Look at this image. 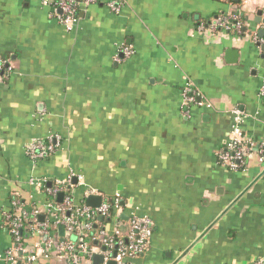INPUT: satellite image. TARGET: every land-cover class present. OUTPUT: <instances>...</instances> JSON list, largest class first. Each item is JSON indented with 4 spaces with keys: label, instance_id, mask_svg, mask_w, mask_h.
Masks as SVG:
<instances>
[{
    "label": "crops",
    "instance_id": "1",
    "mask_svg": "<svg viewBox=\"0 0 264 264\" xmlns=\"http://www.w3.org/2000/svg\"><path fill=\"white\" fill-rule=\"evenodd\" d=\"M77 1L69 30L55 0H0V264L11 211L42 220L67 195L90 208L119 197L109 233L116 215L151 220L130 264H172L186 249L176 264H264V174L209 228L264 170V0ZM234 110L254 147L237 169L219 159ZM50 137V155L28 154ZM68 218L50 237L31 230L18 263L73 264L58 255L65 237L83 241Z\"/></svg>",
    "mask_w": 264,
    "mask_h": 264
},
{
    "label": "built area",
    "instance_id": "2",
    "mask_svg": "<svg viewBox=\"0 0 264 264\" xmlns=\"http://www.w3.org/2000/svg\"><path fill=\"white\" fill-rule=\"evenodd\" d=\"M85 4L89 3L91 0H82ZM245 2L246 0H242ZM56 8L60 11L59 22L63 24L67 29H72L74 25L77 23V16L74 14V0H57ZM260 42L264 44V36L260 39ZM125 55L128 56L130 52L128 50L124 51ZM4 64L3 61L0 60V77L3 70ZM234 113V126L229 134V140L226 143L224 149L219 154V159L223 165L226 167L237 169L243 165L245 161V157L252 151L253 144L248 143L243 131L239 127V123L241 121V113L237 110L233 111ZM57 143L50 137L48 141H44L42 139L34 141L30 143L28 146V154L31 157H46L50 155L56 148ZM259 151V160L263 161L264 159V143L258 146ZM71 185V183H67ZM66 185V184H65ZM120 198L115 197L113 203V211L121 210L119 205ZM66 205H70V207L74 208V212L78 217L83 216L85 219H89L93 215L97 216H105L108 213L109 205L107 203H102L96 208H90L86 205L75 206L72 204L69 197L65 200ZM33 221L35 222L37 227H40L41 224L37 220V216L39 214V209L33 210ZM77 226L80 227H88L89 222H84L80 225L78 220H73ZM121 222L118 219V216H115V224L113 232L111 233L117 239L115 242L116 246V256L114 260H116L117 264H130L125 259L128 256H134L142 253L148 247V238L151 233L152 222L147 216H139L136 214H131L127 219V230L124 233L121 229ZM76 226V227H77ZM20 229V224L17 221L12 222L11 232L14 235H17L18 230ZM68 229H72L69 227ZM35 231L41 234L43 231L39 228H36ZM104 230L99 232V236L97 240L100 241L104 245V250H100V253L103 254L105 264L106 260L112 258V253L115 249L113 248L112 253L109 255V251L106 250V247H112L113 245L110 243V238L107 237L104 233ZM123 239L125 241H123ZM19 241V238L16 237V242ZM38 246V245H36ZM24 250V246L19 243L15 244L13 242V246L6 251L4 255V260L8 264H18V253H22ZM94 247L88 246L84 241L80 240L78 245H73L68 241H63L60 243L58 248V255L65 257L72 261L73 264H79L81 262H85L87 259H91ZM29 258L34 259L35 255H29ZM92 264V263H89Z\"/></svg>",
    "mask_w": 264,
    "mask_h": 264
},
{
    "label": "trees",
    "instance_id": "3",
    "mask_svg": "<svg viewBox=\"0 0 264 264\" xmlns=\"http://www.w3.org/2000/svg\"><path fill=\"white\" fill-rule=\"evenodd\" d=\"M57 0H55L56 2ZM75 1V5H74V14L76 16H78V10H79V5H78V1ZM56 6V3H55ZM58 14V13H57ZM60 15V14H59ZM8 71L7 68L3 67L2 73H1V77H5L6 72ZM64 191V190H63ZM54 196V195H53ZM66 196V193H65ZM67 197H69L67 195ZM54 198V197H53ZM51 203H53V199ZM65 200L66 198H63L62 202H56V200H54L57 206V210L53 211V210H49L47 212L44 213L43 215V219L40 220L39 217L37 216V220L43 224V225H39L40 227H37L35 222L33 221V209H30L29 207L27 208L26 206L23 205V209H25L26 214H22L19 217H16L13 213L14 210L11 211L10 215H8V217L6 218L5 222H6V227L9 228V230H11L12 228V222L17 221L20 224V229L17 232V235H14L12 233V240L15 244L19 243L20 245H25L24 239L26 238V236L29 234V232L32 230H35L36 228L41 229L43 232L40 234V236L42 237H50L51 234H54L56 231V227H57V223L59 218L61 216H69L68 220H67V226L72 227L71 230L74 229L75 233L72 234H78V236H81L83 238V241L87 244V245H94L95 242H98V245L100 248H103L104 245L97 240V237L99 236V232L101 230H104L105 235L107 237L110 238V243L113 245L112 247H106V250L109 251V255L112 253L113 248L115 247V242H116V238L114 237V235H112L111 233H109L106 230L107 225L110 223L111 221V217H112V213H113V199L112 198H107L105 199L106 203L109 205V209H108V213L103 216L102 220L98 219L97 215H93L91 216L89 219H85L83 216L78 217L76 215V213L74 212V208L70 207V205H66L65 204ZM18 204V203H16ZM60 204V205H59ZM14 209V208H13ZM73 220H78L79 222H89V226L87 228H82L81 231H75L77 228H75L77 225L75 223H73ZM99 220V221H98ZM78 230V229H77ZM73 235H70L68 237H65L63 241H68L69 243H72L71 237ZM16 237L19 238V241L16 242ZM123 241H125L123 239ZM74 243V242H73ZM79 241H76L75 245H78ZM20 264V263H18Z\"/></svg>",
    "mask_w": 264,
    "mask_h": 264
},
{
    "label": "water",
    "instance_id": "4",
    "mask_svg": "<svg viewBox=\"0 0 264 264\" xmlns=\"http://www.w3.org/2000/svg\"><path fill=\"white\" fill-rule=\"evenodd\" d=\"M235 1H238V0H235ZM60 12V11H59ZM259 35H260V37H262L263 35H264V30H260L259 31ZM261 48H262V50L264 51V45H262L261 46ZM230 51L231 50H229L228 51V53H230ZM264 174V170L259 174V175H257L256 176V178H254V180L253 181H251V183L246 187V189H244V191L240 194V195H238L229 205H228V207L224 210V211H222V213L217 217V219L213 222V223H211V225L209 226V228H211V226L231 207V206H233L239 199H240V197L246 192V190H248L252 185H253V183L254 182H256L262 175ZM62 195H63V193H59L58 194V196H57V199H58V201H60L61 200V198H62ZM85 202L88 204V205H92V206H98L100 203H101V197L100 196H98V195H94V194H90V195H88L87 197H86V199H85ZM123 219H127V216H125V215H122L121 216ZM100 219H101V217H99ZM121 229H122V231L125 233L126 232V230H127V225L126 224H123V225H121ZM208 230V229H207ZM207 230H205L204 231V233L207 231ZM64 232H65V227L63 226V225H59L58 226V234H59V236H61V237H63L64 236ZM203 233V234H204ZM95 243H97V242H95ZM195 243H193L191 246H190V248L194 245ZM57 245V244H56ZM101 250H104V247L103 248H101ZM188 250L189 249H186L182 254H181V256L179 257V259H181L187 252H188ZM116 256V246H115V249H114V251H113V253H112V258L111 259H109V260H106L105 261V264H117V262H116V260H114V257ZM179 259H177V260H175V262H173L172 264H176L178 261H179ZM61 260H63L65 263H66V261H67V259H65V257L64 258H62ZM103 262H104V257H103V254L102 253H93L92 254V257H91V259H87L85 262H81V263H79V264H89V263H92V264H103Z\"/></svg>",
    "mask_w": 264,
    "mask_h": 264
}]
</instances>
